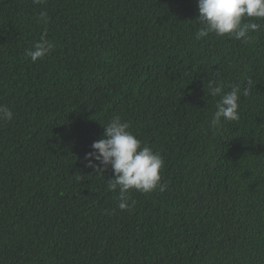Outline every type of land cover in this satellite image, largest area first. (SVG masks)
<instances>
[{"label": "trees", "instance_id": "16d2710c", "mask_svg": "<svg viewBox=\"0 0 264 264\" xmlns=\"http://www.w3.org/2000/svg\"><path fill=\"white\" fill-rule=\"evenodd\" d=\"M197 5L0 0V264H264V20L196 39ZM209 83L249 89L238 120L210 125ZM117 116L167 184L124 211L84 159Z\"/></svg>", "mask_w": 264, "mask_h": 264}, {"label": "clouds", "instance_id": "9594fccd", "mask_svg": "<svg viewBox=\"0 0 264 264\" xmlns=\"http://www.w3.org/2000/svg\"><path fill=\"white\" fill-rule=\"evenodd\" d=\"M197 7L199 15L195 21L203 27L196 32V39L215 34L248 43L250 33L261 28V24L255 21L264 20V0H198ZM48 20L47 13L42 12L38 23L47 24ZM54 47L52 42L42 39L26 55L36 63L50 55ZM208 91L212 97H219L210 120L213 128L239 119V101L241 94H249L247 87L242 90L237 84L225 92L221 85L209 83ZM12 118L13 112L9 107L0 105V121ZM103 128L102 138L92 143L91 151L84 157L85 166L97 173L111 167L114 178L108 180V190L119 191L118 208L121 211L130 207L129 193L132 191L148 194L167 189V184L161 182L164 160L159 153L141 144L127 122L117 116Z\"/></svg>", "mask_w": 264, "mask_h": 264}]
</instances>
